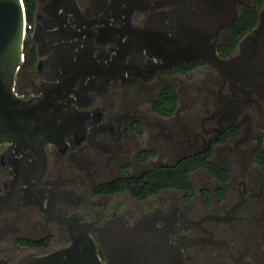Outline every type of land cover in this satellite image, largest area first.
<instances>
[{"label": "flooded vegetation", "instance_id": "obj_1", "mask_svg": "<svg viewBox=\"0 0 264 264\" xmlns=\"http://www.w3.org/2000/svg\"><path fill=\"white\" fill-rule=\"evenodd\" d=\"M47 1L35 0L34 18L37 11L39 18H50L40 9ZM148 1L146 9L134 7L124 21L131 31L155 26L157 13H166L173 23L179 18L170 15L181 8L178 0ZM75 2L81 15L94 18L90 0ZM233 4L234 16L221 24L215 37L221 58L238 54L241 40L258 23L260 9L256 25L235 38L236 21L246 8L255 7L248 0ZM34 44L23 40L14 77L17 96H26L44 75L38 68L48 53H40ZM149 55L145 53L143 64ZM199 66L213 75L184 83L185 73ZM140 79L109 85L87 106L75 105L99 130L92 136L93 129L87 127L80 141L71 138L60 147L46 143L43 170L37 167L38 158H28L24 161L32 163V170L19 173L16 166L12 177L4 157L15 166L23 156L11 155L12 142L0 143V196L19 187V200L0 203V264H17L26 255L66 247L69 231H90L103 261L89 226L119 223L115 231H121L149 214L156 217L157 227L173 215L166 225L178 244V264H264V95L252 92L245 99L241 92L234 93L201 60ZM162 92H171L175 101L159 100ZM167 102L173 107H165ZM76 128L72 132L78 134ZM152 185L157 188L146 194Z\"/></svg>", "mask_w": 264, "mask_h": 264}, {"label": "water", "instance_id": "obj_2", "mask_svg": "<svg viewBox=\"0 0 264 264\" xmlns=\"http://www.w3.org/2000/svg\"><path fill=\"white\" fill-rule=\"evenodd\" d=\"M90 1L93 19L81 15L75 0L41 4L40 9L50 18L41 14L39 18L36 12L31 39L40 53L51 51L39 64V72L44 73L41 82L21 97L13 88L23 55L24 6L22 0H0V143L12 142L11 155L23 156L15 166L4 157L12 177L17 175L16 166L19 173L32 170V163L24 161L28 158H38L37 167L43 170L46 143L60 147L71 138L80 141L87 127L93 129L92 136L98 132L88 114L75 105L87 106L109 85L146 80L182 62L201 60L215 69L234 93L241 92L245 99L252 92L264 95V4L257 25L241 40L239 53L221 58L215 37L221 24L234 16V0H178L182 9L176 7L171 12L179 14L174 23L166 13L153 16L158 19L157 32L151 30L154 25L132 27L131 31L124 23L134 7L146 9L151 1ZM171 26L176 32L170 31L174 30ZM116 28H124L127 35ZM145 53L151 59L143 64ZM75 128L78 134L72 132ZM12 187L11 193L0 196V203L19 200V187ZM45 212L49 215V209ZM173 219L170 215V222ZM155 220L152 214L144 215L121 231H115L119 223L89 226L95 230L103 261L90 231H69L71 242L66 247L42 256L26 255L17 264H178L180 253L166 225H171L169 220L158 222V227Z\"/></svg>", "mask_w": 264, "mask_h": 264}, {"label": "trees", "instance_id": "obj_3", "mask_svg": "<svg viewBox=\"0 0 264 264\" xmlns=\"http://www.w3.org/2000/svg\"><path fill=\"white\" fill-rule=\"evenodd\" d=\"M23 2V6H24V11H25V18L26 21L29 22L30 24L33 23V19H34V11L36 9V2L35 0H22ZM264 0H256V7L255 8H247L244 10V14L243 16H241L235 23V25L233 26V30L237 31L238 34L236 35L235 38H239L240 36H242L245 32L251 30L257 22V10L258 8H260L263 4ZM191 65V64H190ZM171 92L165 93L162 92V94L159 97V100L164 99L166 100H173L172 102L175 101V99H173V96L170 94ZM165 94H167V96H165ZM170 102L171 104L165 105V107H173L174 103ZM170 109V108H169ZM160 178V176H159ZM184 182L187 183V178L186 176H184ZM157 188V186L152 185V187L146 192V194L148 192H152Z\"/></svg>", "mask_w": 264, "mask_h": 264}, {"label": "rangeland", "instance_id": "obj_4", "mask_svg": "<svg viewBox=\"0 0 264 264\" xmlns=\"http://www.w3.org/2000/svg\"><path fill=\"white\" fill-rule=\"evenodd\" d=\"M248 3H249V5H251V7H256V0H248ZM259 9H261V8H258V10ZM32 31H33V23H31V28L27 29L25 31V39L24 40H27L34 47V45H35L34 41L30 37L32 34ZM24 51H25V49H24ZM18 70H19V68L16 70L15 75H17ZM204 75H210L211 76V75H213V72L211 71V69H209L207 67L199 66L196 69H194L193 71L185 73L182 80L184 81V83H198V81L201 78H204Z\"/></svg>", "mask_w": 264, "mask_h": 264}, {"label": "built area", "instance_id": "obj_5", "mask_svg": "<svg viewBox=\"0 0 264 264\" xmlns=\"http://www.w3.org/2000/svg\"><path fill=\"white\" fill-rule=\"evenodd\" d=\"M31 28V24L26 21V18L24 19V33L27 29ZM18 69V68H17Z\"/></svg>", "mask_w": 264, "mask_h": 264}, {"label": "bare ground", "instance_id": "obj_6", "mask_svg": "<svg viewBox=\"0 0 264 264\" xmlns=\"http://www.w3.org/2000/svg\"><path fill=\"white\" fill-rule=\"evenodd\" d=\"M47 14H48V13H47ZM40 24H41V26H43L41 21H40ZM23 27H24V23H23ZM219 29H220V28H219ZM219 29H218V30H219ZM24 34H25V33H24V30H23V36H24ZM50 51H51V49H50L47 53L49 54ZM40 72H41V71H40ZM29 255H31V254H29Z\"/></svg>", "mask_w": 264, "mask_h": 264}]
</instances>
